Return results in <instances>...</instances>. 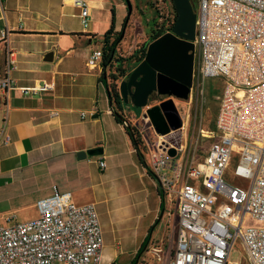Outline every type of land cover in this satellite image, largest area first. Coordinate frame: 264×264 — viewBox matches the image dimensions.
Returning a JSON list of instances; mask_svg holds the SVG:
<instances>
[{
	"label": "built area",
	"instance_id": "obj_1",
	"mask_svg": "<svg viewBox=\"0 0 264 264\" xmlns=\"http://www.w3.org/2000/svg\"><path fill=\"white\" fill-rule=\"evenodd\" d=\"M74 3L88 27L89 1ZM153 4L158 29L162 34L170 31L175 18L172 0ZM197 14L194 83L208 77L225 80L216 118L221 139L197 162L186 158L180 141L184 116L181 129L165 134L152 123L156 136L146 132L148 128H138L151 153V170L167 196L177 202L179 223L170 248L164 241L150 242L143 262L152 258L163 264H232L231 253L240 241L248 264H264V0H200ZM8 34L0 28V39L7 41ZM103 55L102 49L94 50L88 63L103 64ZM18 66L17 52L8 48L0 78L7 111ZM106 68L108 75L113 68ZM53 87L54 83L22 91L34 94ZM146 113L143 117L150 120ZM11 141V135L1 130L0 144ZM237 144L242 153L234 173L248 179L247 186L225 177ZM99 165L105 168L106 161L100 159ZM37 205V217L0 224V264H103L104 231L96 203L78 204L70 194L56 191Z\"/></svg>",
	"mask_w": 264,
	"mask_h": 264
},
{
	"label": "crops",
	"instance_id": "obj_2",
	"mask_svg": "<svg viewBox=\"0 0 264 264\" xmlns=\"http://www.w3.org/2000/svg\"><path fill=\"white\" fill-rule=\"evenodd\" d=\"M88 1L91 21L84 27L81 10L74 0H0V28L9 30L8 40L0 39V78L4 75L8 48L17 52L19 62L13 72L15 88L8 100V111L6 98L0 96V131L4 129L12 137L9 144H0V224L37 217L38 201L59 191L70 194L78 204L96 203L100 198L106 203L110 223L115 227L108 193L117 196L121 191L135 200L138 197V209H134V214L131 211L138 222L136 227L139 224L138 230H134L138 242L141 226L149 229L160 214V184L141 163L125 124L112 111L107 82L102 79L103 64L88 63L91 53L103 48L112 24V39L121 30L128 5L125 0ZM132 3L133 13L117 48L118 57L137 48L135 40L130 46L133 51H125L122 44L137 22L133 18L135 13L140 14L139 2ZM52 83L53 88H41L34 94L22 91L23 87ZM219 108L220 103L217 115ZM209 133L213 140L204 154L196 158L197 162L204 159L213 142L221 139L216 122ZM95 147H102L104 152L86 158L78 156L79 152ZM100 159L106 161L105 168L99 165ZM147 160L151 164V158ZM152 188L156 190L154 203ZM166 207L160 222L164 236L167 227L171 233L178 230L179 224L177 221L175 227L168 225L169 205ZM131 213L125 211L122 219L129 221ZM146 216L151 218L150 223ZM134 231L127 233L126 241ZM147 234L148 230L142 232L143 238L132 251L131 261ZM170 243H165L168 249ZM119 259L117 249L106 250L104 246L103 264L130 263Z\"/></svg>",
	"mask_w": 264,
	"mask_h": 264
},
{
	"label": "rangeland",
	"instance_id": "obj_3",
	"mask_svg": "<svg viewBox=\"0 0 264 264\" xmlns=\"http://www.w3.org/2000/svg\"><path fill=\"white\" fill-rule=\"evenodd\" d=\"M199 1L200 0H191L193 7L196 10H199ZM138 2L139 6L142 7L144 13L141 15L135 13V16L133 18L137 19V22L133 26V28L128 30L126 34V39L122 41L125 51L134 50L130 49V46L133 44L134 40L137 41V47L141 46L147 40V37L149 36V33L152 30L151 27L153 23L157 20L156 14H154L153 12L154 9L150 7V4L153 3V0H137V3ZM150 18H153V20L150 22V24H148V19ZM224 87L225 81L223 80V78L208 77L207 79H205L204 82H199L197 80L196 83H194L192 97H190L189 99L183 100L177 97L176 99L174 98L180 114L185 117L184 127L180 130V141L184 145L186 158L191 156L196 159L197 157L202 156L206 150V147L209 145L210 142H212L213 135L209 132L215 129L217 109L224 91ZM158 97V92L154 91L149 97V107H144L141 114L139 115L137 108L131 105L132 107L130 111L133 115L129 114L127 117V119L132 123L133 126H136L137 128H145L146 130L148 128L146 132L150 133L152 137L156 136V134L153 132L152 127H150L152 123L151 117L149 116L150 120H147L143 117V115H145V112L148 110V108L153 107L155 105H159L158 103L155 104V99H157ZM241 153L242 146L240 144H237L234 150L231 165L228 168L225 177L234 184L240 186H247L249 184V180L242 177H238L234 173V170L240 161ZM150 156L151 153H149L148 151L147 158H150ZM152 190L153 194L151 197V202L154 203L156 190H154L153 188ZM163 192H165V190ZM119 193L121 194L117 196H114V193H108V196L111 201H109L108 203L111 204L112 215H114L115 217V227L112 226V224L110 223L109 215L105 209L106 203L100 201V198H97L98 202H96V205L102 222L106 250L117 249L118 252H120L119 261L128 263L131 262L132 251L135 250L137 245H139L141 238H143L142 232L144 230L147 231L148 227L145 229L144 225V228L143 226H141V237L138 242H135V240L138 238L136 235V231L138 230L139 224L136 227V223L138 222L136 219H134L133 214L135 212V203L138 201V197L137 200H135L134 196H131L130 194L125 193L124 195L121 191ZM165 193L166 205H169L170 211V214L166 215L167 218L169 217L168 225L171 224L173 227H175L178 221V214L176 208L177 202L175 200L172 201L170 197L167 196V192ZM137 209L138 208H136V211ZM127 210L128 213H131V211L133 213H131L132 218H130L129 221H125L122 219L124 212ZM159 217L160 214L157 216V218ZM163 217L161 218L160 222L162 221ZM150 219L151 218L149 216H146L147 223H150ZM160 222L152 231V239H150L149 243L151 241L163 243L164 239V242L166 244L167 242H171V235L173 234V231L170 233L167 227L168 231H166L164 236V231L163 229H161L162 227L160 226ZM11 223H15V221ZM132 230L136 231L132 233V238L129 241H126L125 237L127 233ZM168 232L171 235L167 234ZM175 240L177 242V236H175ZM143 258L144 256H142L141 259L139 257L136 264H143ZM230 260L232 261V264H248L242 243L240 241L236 242L234 249L231 253ZM147 264L163 263L149 258Z\"/></svg>",
	"mask_w": 264,
	"mask_h": 264
},
{
	"label": "water",
	"instance_id": "obj_4",
	"mask_svg": "<svg viewBox=\"0 0 264 264\" xmlns=\"http://www.w3.org/2000/svg\"><path fill=\"white\" fill-rule=\"evenodd\" d=\"M172 1L178 13L172 29L149 43L144 59L129 73L127 79L121 81L120 88L123 98L126 103L131 102L136 107H147L149 97L154 91H157L161 95L175 96L184 100L191 97L196 64L195 39L198 14L191 0ZM127 3L129 10L126 26L114 48L113 56L118 44L125 36L133 13L132 0H128ZM104 79H107V69L105 70ZM107 89L110 95L109 84L107 85ZM146 114L151 117L156 131L161 134L168 133L171 130H179L183 127L182 115L173 98L164 100L159 105L148 108ZM119 116L122 115L119 114ZM124 118L126 119V117ZM127 124L131 127L133 126L129 120ZM103 152L104 149L102 147H95L79 152L78 156L86 158L88 155H98ZM154 177L158 179L155 174ZM164 211H161L156 224L160 222Z\"/></svg>",
	"mask_w": 264,
	"mask_h": 264
},
{
	"label": "trees",
	"instance_id": "obj_5",
	"mask_svg": "<svg viewBox=\"0 0 264 264\" xmlns=\"http://www.w3.org/2000/svg\"><path fill=\"white\" fill-rule=\"evenodd\" d=\"M126 3L128 0H125ZM128 5V3H127ZM150 7L152 9H154V11L157 10L156 6L151 3ZM172 8L174 10L175 13V18L177 17V11L175 9L174 3L172 2ZM138 11L140 14H143L144 11L142 9L141 6L137 7ZM128 10H129V5H128ZM153 20V18L148 19V24H150V22ZM126 22H127V16L125 17L123 23H122V28L120 31H118L112 39V33L114 31L115 28V24H112V27L108 30V32L106 33L105 36V40H104V46L102 48L103 50V66H104V73H103V77L105 78V70L107 69V66H111L112 68L114 67L115 63H125V65L127 66L126 69H123L121 74L119 76L113 75L112 73H109L107 75V79L105 80L107 82V80L109 79L110 82H108L107 84H109V91H110V99H111V104L114 108V114L116 113V119L120 122L125 124L128 133L130 134V138L132 140L133 146L138 154V157L141 161V163L148 169V172L150 173V175H152L154 177V174L151 171V167L150 164L147 160V152L148 149L145 145V142L143 140V138L141 137V134L139 133V129L136 126H129V124H127L128 120L127 117L129 114H132L130 109H131V105H133L131 102L130 103H126L125 99L122 96L121 93V88H120V83L117 82L119 77L122 78L124 77H128V73L132 71L133 68L136 67V65L138 63H140L145 55H146V50L147 47L149 45V43L157 38L158 36H160L162 34V30H159V22L158 20H156L153 25H152V30L149 33V36L147 37V40L141 45L138 46L134 52L129 53L128 55H122V56H116V54H114L113 56V52H114V48L117 44V42L120 40V37L123 33V29L126 26ZM119 47L121 46V43H119L118 45ZM118 48V47H117ZM113 56V58H112ZM102 78V79H104ZM135 106V105H133ZM136 107V106H135ZM138 110V115L141 114L142 110L144 107H136ZM118 114V115H117ZM119 114H121L122 116H119ZM133 115V114H132ZM126 117V119L124 118ZM159 194L161 197V209H160V213L162 210L166 209V200H165V194L163 192V188L161 186H159ZM157 222V219L155 220V222L149 227L148 229V234L145 237L144 241L142 242L136 256L134 257V259L129 263V264H136L138 257L140 255V253L142 252V250L144 249V247L147 245V243L149 242L151 235H152V231L155 229V224ZM159 224V223H158ZM157 225V224H156ZM152 242V241H151ZM111 264H117L116 262H112ZM143 264H147V262H143Z\"/></svg>",
	"mask_w": 264,
	"mask_h": 264
},
{
	"label": "flooded vegetation",
	"instance_id": "obj_6",
	"mask_svg": "<svg viewBox=\"0 0 264 264\" xmlns=\"http://www.w3.org/2000/svg\"><path fill=\"white\" fill-rule=\"evenodd\" d=\"M195 11H197L196 9H195ZM127 68V66L125 65V63H116L115 65H114V67H113V70H112V74L113 75H116V76H119L120 74H121V72H122V70L123 69H126ZM128 77H122V78H120L119 77V79H118V81L117 82H121L123 79H127ZM159 94V93H158ZM170 98H175L176 99V97L175 96H170V95H161V94H159V97L157 98V99H155V104L157 103V102H159V101H161V100H167V99H170ZM163 100V101H164ZM184 100V99H183ZM161 117V116H160ZM148 248H149V244L147 245V246H145L144 247V249L142 250L143 252H142V254H141V256L142 255H146V256H148Z\"/></svg>",
	"mask_w": 264,
	"mask_h": 264
},
{
	"label": "bare ground",
	"instance_id": "obj_7",
	"mask_svg": "<svg viewBox=\"0 0 264 264\" xmlns=\"http://www.w3.org/2000/svg\"><path fill=\"white\" fill-rule=\"evenodd\" d=\"M172 2H173V1H172ZM175 19H176V18L173 19V25H174V20H175Z\"/></svg>",
	"mask_w": 264,
	"mask_h": 264
}]
</instances>
